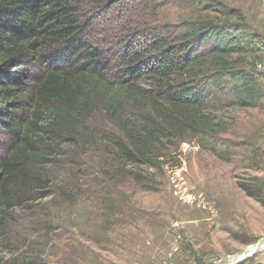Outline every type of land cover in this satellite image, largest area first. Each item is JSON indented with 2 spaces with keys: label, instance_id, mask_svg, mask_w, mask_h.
I'll list each match as a JSON object with an SVG mask.
<instances>
[{
  "label": "trees",
  "instance_id": "1",
  "mask_svg": "<svg viewBox=\"0 0 264 264\" xmlns=\"http://www.w3.org/2000/svg\"><path fill=\"white\" fill-rule=\"evenodd\" d=\"M150 1L189 14L151 7L133 21L134 0H0V264H51L64 203H89L81 228L109 231L124 207L117 184L157 190L150 170L191 141L226 158L217 111L264 107L260 43L245 23L210 0ZM17 210L44 220L24 250L12 242ZM35 230L46 240H30Z\"/></svg>",
  "mask_w": 264,
  "mask_h": 264
},
{
  "label": "rangeland",
  "instance_id": "2",
  "mask_svg": "<svg viewBox=\"0 0 264 264\" xmlns=\"http://www.w3.org/2000/svg\"><path fill=\"white\" fill-rule=\"evenodd\" d=\"M210 1L231 12L232 20L245 23L246 34L257 37V69L264 86V0ZM156 3H126L128 15L133 21H147L151 7L168 19L189 14L178 1ZM104 26L116 27L111 22ZM217 114L230 127L220 136L226 158L191 141L180 147L177 159L163 171L148 168L157 174V190L130 181L117 184L114 192L124 214L118 215L120 224L109 231L87 224L81 228L89 203L56 206L57 227L49 242L47 238L45 258L51 264H221L256 244L264 237V107L225 108ZM17 213L22 218L14 227L12 242L24 250L28 232L42 228L44 220L33 210L32 214ZM30 240L46 239H39L35 230ZM66 245L73 248L68 255L64 254ZM243 264H264V250Z\"/></svg>",
  "mask_w": 264,
  "mask_h": 264
},
{
  "label": "water",
  "instance_id": "3",
  "mask_svg": "<svg viewBox=\"0 0 264 264\" xmlns=\"http://www.w3.org/2000/svg\"><path fill=\"white\" fill-rule=\"evenodd\" d=\"M262 250H264V237L260 238V240H258L256 244H254L249 249H247L246 251L239 254V256H237L233 259H230L229 261H226V262L221 263V264H240L243 261H245L251 257L256 256L257 253L262 251Z\"/></svg>",
  "mask_w": 264,
  "mask_h": 264
},
{
  "label": "built area",
  "instance_id": "4",
  "mask_svg": "<svg viewBox=\"0 0 264 264\" xmlns=\"http://www.w3.org/2000/svg\"><path fill=\"white\" fill-rule=\"evenodd\" d=\"M165 264H174V262H173V261H171V262H167V263H165Z\"/></svg>",
  "mask_w": 264,
  "mask_h": 264
}]
</instances>
